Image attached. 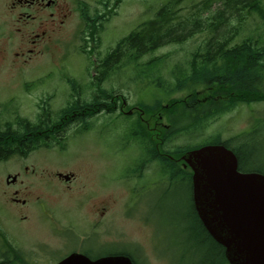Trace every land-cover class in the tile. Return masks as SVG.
I'll use <instances>...</instances> for the list:
<instances>
[{
  "label": "rangeland",
  "instance_id": "obj_1",
  "mask_svg": "<svg viewBox=\"0 0 264 264\" xmlns=\"http://www.w3.org/2000/svg\"><path fill=\"white\" fill-rule=\"evenodd\" d=\"M172 1L133 0L124 3L118 14L106 24L105 31L99 34L101 42L97 51L105 55L142 20L149 16L155 18L162 6L172 4ZM224 1L179 0L176 9H181V18L200 14L206 20L224 8ZM5 4L0 3V124L14 121L18 115L34 121L45 113L44 106L55 117L71 99L73 91L69 78L82 86V95L89 99L93 94L92 75L98 72L92 64L93 59L97 60L96 55L82 51V37L86 35L78 37L72 25L54 35L53 41L47 44L49 49L43 46L41 52L32 56L16 55L19 52V35L7 38L12 20L5 14ZM231 22H236L234 16ZM259 23L258 17H250L244 36L256 31ZM205 37V33H198L183 44H167L148 53L144 62L159 55L171 54L158 73H140L131 65L123 69L121 75H113L105 81L103 87L120 90L114 92L116 97H127L125 110L133 112L134 106L143 110L140 101L150 103L164 94L162 87L156 83V76L163 74L166 80H170L168 72L171 66L186 61L190 53L203 44ZM86 39L90 42V38ZM90 44L92 46V42ZM182 94L181 91L173 96ZM252 113H264V104H254L252 108L244 106L222 115L210 124L206 132H220L223 139L235 137L252 126ZM132 129V118L116 112H104L89 119L88 130L74 124L67 132L58 134L50 148L35 150L25 159L15 156L0 163V236H6L34 264H56L72 250L86 248L68 235L63 237L65 229L69 228H75L77 233L88 229L90 241H87V246L94 242L95 245H89L93 255L127 250L136 258L140 256V264H197L202 260L209 248L202 242V233L193 223L189 187L180 184L171 187L161 179L157 164L154 168L149 166L142 180H126V172L133 171L135 155L141 148L137 138L128 136ZM59 139L63 141L61 144ZM181 142L182 138L175 140V144ZM138 154L141 156V151ZM254 158L264 165V142L259 145ZM25 166L30 169L35 167L37 175L45 178L56 170L75 171L78 177L70 190L66 187L64 191L43 190L41 186L35 188L34 198L41 197L42 210L25 209L29 218L22 220L23 216H17V209L8 203L9 196L5 192L10 191L6 177ZM101 173L103 176L99 182ZM36 179L29 175L25 180L33 184ZM102 182L108 187L105 192L106 226L100 230L97 224V228L91 230L90 222H98V218H94L90 210L94 212L100 195L95 192L88 198L85 192L96 188L100 191L98 187ZM132 184H141L135 193L136 201L131 197ZM129 210L133 215H129ZM46 211L54 213L55 219L45 215L43 212Z\"/></svg>",
  "mask_w": 264,
  "mask_h": 264
},
{
  "label": "trees",
  "instance_id": "obj_2",
  "mask_svg": "<svg viewBox=\"0 0 264 264\" xmlns=\"http://www.w3.org/2000/svg\"><path fill=\"white\" fill-rule=\"evenodd\" d=\"M178 2L173 0L172 4L164 5L156 18L121 38L105 55L98 53L99 68L96 70L101 76L92 81L93 94L89 99L82 95V86L69 78L73 91L71 99L55 117H51V112L44 106L45 113L34 121L18 115L14 121L0 124V162L15 156L27 157L42 147L50 148L57 135L73 122H78L82 129H88L89 119L97 113L118 111L123 98H117L113 89L104 90V80L121 75V69L129 65H134L140 73H158L171 54L144 62L143 58L149 52L167 44H183L196 34L205 33L203 44L192 51L186 61L171 66L168 72L170 80H166L163 74L156 76V83L164 94L150 103L139 102L147 114L145 121L139 115L136 119L135 114L126 115L133 119V129L128 136L137 138L151 160L158 162L162 180L171 187L179 184L189 187L193 223L200 229L202 242L209 248L197 264H229L225 248L209 235L195 211L192 171L183 168L181 156L207 144H224L236 153L240 171L264 174V165L254 158L259 145L264 142V113H252V126L229 139H223L220 132H206L210 124L222 115L244 106L252 108L254 104H264V2L225 0L224 8L206 20L200 14L181 18V9H176ZM233 16L234 24L231 22ZM250 17H258L260 23L256 31L244 36ZM82 51L87 54L95 52L88 51L87 44ZM181 91L184 94L173 96ZM160 115L163 116L160 122L169 123V128L163 132L162 142L161 134L148 125L149 122L153 126V118ZM153 138L155 145L151 142ZM181 138L183 142L175 144V140ZM59 141L60 144L63 142ZM12 254L14 258L0 260V264H34L18 251L13 250Z\"/></svg>",
  "mask_w": 264,
  "mask_h": 264
},
{
  "label": "flooded vegetation",
  "instance_id": "obj_3",
  "mask_svg": "<svg viewBox=\"0 0 264 264\" xmlns=\"http://www.w3.org/2000/svg\"><path fill=\"white\" fill-rule=\"evenodd\" d=\"M131 1L133 0H0V3H6L5 14L9 16L10 20H12L11 31L7 35V38H11L14 34L19 35V52H17L16 55L27 57L41 52V47L43 46H46V48L49 49V45L47 44L53 41L52 38L54 35H56L60 30H64L72 25L75 26V34L79 36L81 29L85 26V24L89 23L90 28L88 38L94 40L98 39L97 34H93V30L100 28L102 31H105L106 24L118 14L123 4L130 3ZM122 106H126L125 101L122 102L121 107ZM121 112L124 113L123 107L121 108ZM139 116L142 118L141 114H139ZM162 118V115L159 116V118L154 117L152 120L153 126L149 124L150 129L154 132L158 131V133L161 134V137L163 132L167 129V124L160 122ZM156 125H158V127ZM163 139L164 137H162L160 141L162 142ZM152 140L154 141V138ZM151 156H153V154H151ZM151 159L152 158L149 155L147 159H137L134 162L133 171L129 170L126 172V180L128 182L133 180H142L141 178H143L147 173L149 166L152 165L154 168L155 160ZM37 171L38 170L35 167L30 169L28 166H25L21 171H18L14 174H9L6 178V184L10 188V191L7 190L5 192V194L9 196L8 203L17 209V216L18 214L23 216V218H21L22 220L29 218L26 212L28 209L37 208L40 210L43 206L40 201V196H38L37 199L34 198L33 190L35 188L41 186L43 190H63V188L66 187L68 190H70L78 177L75 171L56 170L48 174L49 178H45V176L37 175ZM43 172H46V170L42 171L41 173ZM60 173H62L63 176H60ZM67 174H69L68 179H66L64 176ZM29 175L37 178L34 180L33 184L27 183L25 180L28 179ZM102 176L103 173H101L99 176V182L101 181ZM9 177L11 179L14 178V181H8L7 179ZM147 180L154 179L148 178ZM103 184V182L101 184L99 183L98 188L100 191H98L95 187L96 189L94 191L90 190L89 192H85V194L88 195V198H90L91 194L95 192H98L100 195L99 202L94 205V212L93 209L90 210L91 214L94 213L96 215L95 216L93 214L94 218H98V222H90L91 230H95L97 228V224L100 227V230L103 228L105 229L106 226L108 211L106 207L105 192L107 191L108 187L104 186ZM132 185L133 187H130L131 197H133V200L136 201L135 193L137 189L141 187V184L138 186H135V184ZM33 200H36V202ZM134 205L130 206V208L132 209ZM130 210L129 215H133ZM43 213L45 215H49L51 219H55L54 213L49 214L48 211ZM87 230L83 231L82 229L80 230L81 233H77L75 228L65 229L63 237L68 235V238L73 239L76 241V243H83L85 245L87 241H90V232ZM86 235L87 237H85ZM0 252L4 254L6 250L0 246ZM2 259H4V257H2Z\"/></svg>",
  "mask_w": 264,
  "mask_h": 264
},
{
  "label": "water",
  "instance_id": "obj_4",
  "mask_svg": "<svg viewBox=\"0 0 264 264\" xmlns=\"http://www.w3.org/2000/svg\"><path fill=\"white\" fill-rule=\"evenodd\" d=\"M193 171V201L203 225L225 247L230 264H264V174L241 172L223 144L186 152ZM68 179V176H65ZM57 264H135L128 255L91 259L74 252Z\"/></svg>",
  "mask_w": 264,
  "mask_h": 264
}]
</instances>
